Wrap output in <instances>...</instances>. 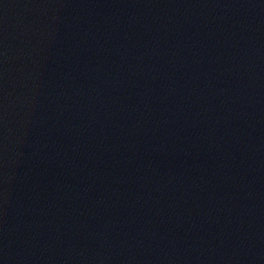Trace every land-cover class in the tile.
Wrapping results in <instances>:
<instances>
[{"label":"water","instance_id":"1","mask_svg":"<svg viewBox=\"0 0 264 264\" xmlns=\"http://www.w3.org/2000/svg\"><path fill=\"white\" fill-rule=\"evenodd\" d=\"M0 264H264V0H0Z\"/></svg>","mask_w":264,"mask_h":264}]
</instances>
